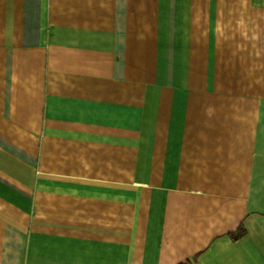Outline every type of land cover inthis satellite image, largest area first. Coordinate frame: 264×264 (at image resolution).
Returning <instances> with one entry per match:
<instances>
[{"label":"crops","instance_id":"1","mask_svg":"<svg viewBox=\"0 0 264 264\" xmlns=\"http://www.w3.org/2000/svg\"><path fill=\"white\" fill-rule=\"evenodd\" d=\"M0 264H264V0H0Z\"/></svg>","mask_w":264,"mask_h":264}]
</instances>
